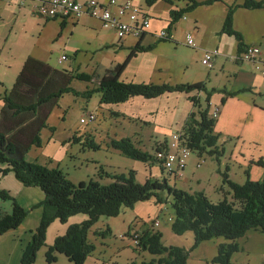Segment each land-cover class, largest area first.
Listing matches in <instances>:
<instances>
[{
  "label": "rangeland",
  "instance_id": "rangeland-1",
  "mask_svg": "<svg viewBox=\"0 0 264 264\" xmlns=\"http://www.w3.org/2000/svg\"><path fill=\"white\" fill-rule=\"evenodd\" d=\"M99 1L106 3L109 0ZM172 1L174 5L170 3ZM132 2L151 17V30L156 31V28H159L157 32L163 28H169L171 6L183 8L186 3L184 0H158L150 6L147 0H132ZM33 7V5H25L22 11L23 16L17 22L10 20L6 26H1L0 23V113L4 104L3 98L12 90L27 60L23 59L24 56H33L60 70L95 76L93 83L73 81L71 88L82 94L97 88L99 78L105 71L123 63L130 54L129 48L120 50V40L113 32L102 27L99 31H94L89 28V25L83 23L74 30L72 36L68 32L63 39L58 38L56 41L59 35V21L46 22L45 19L34 14ZM188 18L183 19L178 25L179 34L182 32L189 34L188 31L193 27V20ZM91 24L97 23L92 21ZM7 35L8 43L5 41ZM176 37L181 43L183 37ZM195 39L199 43L198 38L195 37ZM168 42L159 43L152 52L138 54L121 80L134 84L191 85L206 81L209 73L222 75L217 67L209 70L202 64L203 54L200 50L194 51L187 45L186 47L176 42ZM112 44L115 46H111ZM108 45L110 47H106ZM126 45L135 46V39L128 38ZM64 55L68 59L60 63ZM187 98V95L179 93L165 95L155 100L135 97L128 103L109 108L105 106V110H101L100 94H94L89 99L84 98L83 95L66 94L49 119V125L55 131L45 129L41 136V147H34L26 159L50 169L61 170L74 185L94 180L108 186L115 182L112 179L113 176H130L131 171H134L137 184L144 185L148 178L165 179L171 187L191 194L204 192L210 200L217 203L225 196L230 197L229 188L223 184L225 173L239 184L244 183L247 178L244 171L249 160L244 159L246 154L241 151L230 153L234 147L233 143L228 144L229 142L219 140L218 149L227 150V154L224 153L220 162L216 156L208 154L201 156L197 152H191L188 166L183 172V179L170 175L156 160L145 163L127 158L113 148L111 143L112 140L132 138L138 148L156 158L157 146L164 145L166 141L163 136L169 134L167 139H171L174 133H179L178 130H181L189 115L193 110L195 111L194 105ZM199 98L205 108V95ZM214 99L219 102L218 95ZM116 110L121 111L127 118L149 120L154 126L140 125L142 126L140 128L132 124L120 125L118 124L120 115L115 114ZM212 110L211 107V113ZM90 114L96 116V121L82 124L81 120L88 119ZM140 131L145 133V140L142 138L139 140L137 137ZM72 137H76L78 142L75 143ZM87 139L95 141L100 145V149L85 147L83 144ZM198 164L201 166L199 167ZM4 168L6 166L0 165V170ZM101 168L109 176L102 175ZM255 169L251 172L253 178L255 172H259ZM260 177L264 178V173ZM191 188L193 191H190ZM0 190L9 192L20 206L29 211L18 230L0 236V264H21L24 249L31 243L32 235L41 223L42 209L33 210V207L44 201L45 195L40 188L23 186L12 173L3 176L0 172ZM159 195L164 200L163 203L158 204L154 198L138 203L133 209H123L119 217H102L90 232L89 237L96 250L86 264H141L150 261L152 256L141 251L138 248L139 243L134 244L133 235L132 238L128 237L129 239L124 235L129 226L132 228V233L136 231L135 233L141 235L146 231L159 232L163 235L164 245L191 250L188 264H221L214 261L219 256L220 246L231 242L224 238H215L195 247V237L192 232L182 236L175 235L171 230L172 219L175 217L172 207L173 198L167 191ZM11 210L10 201L0 200V216L2 213L9 214ZM79 217L88 218L83 215ZM155 222H159L160 225L156 227ZM64 227L66 224L63 225L59 221L52 224L47 233L46 247L37 254L35 264H47L46 252L50 246H53L57 237L63 236L60 232ZM108 227L112 234H108L107 237L95 235V232H105ZM52 238L54 241L51 240ZM237 244L239 251L231 256L229 264L264 263V233L249 232L243 239L238 240ZM54 264L73 263L64 255L58 254Z\"/></svg>",
  "mask_w": 264,
  "mask_h": 264
},
{
  "label": "trees",
  "instance_id": "trees-1",
  "mask_svg": "<svg viewBox=\"0 0 264 264\" xmlns=\"http://www.w3.org/2000/svg\"><path fill=\"white\" fill-rule=\"evenodd\" d=\"M157 1L147 0L150 6ZM184 1L187 3L186 8L173 9L170 12L169 30H172L185 14L196 8L222 2V0ZM170 3L174 5L173 1ZM242 8L264 9V0H247ZM234 11L235 8L229 11L222 32L235 36L242 47V38L233 29ZM64 25L65 21L62 23V26ZM144 37L130 50L129 56L123 63L105 71L95 89L81 94L71 88L74 80L93 83L95 76L53 68L42 60L29 57L12 90L3 98L4 104L0 113V165L6 168L1 169L0 172L3 176L14 174L23 186L40 188L45 195V200L33 207V210L42 209L41 223L33 233L31 243L24 249L21 264L36 263L37 254L46 247L47 233L52 224L59 221L65 225L71 218L79 215L88 218L80 224L69 226L65 235L56 238L53 246H50L46 252V261L47 264H54L57 261L56 255L61 254L73 264H86L96 250L90 240V232L102 217H119L123 209H133L138 203L154 198L158 204L163 203L164 200L159 194L165 191L173 198L172 207L175 217L172 219L171 230L175 235L182 236L192 232L195 237V247L215 238H224L231 242L220 246L219 256L215 258V262L229 264L231 256L239 251L238 240L252 231L264 233V179L252 180L249 168L245 170L247 178L242 184L233 181L225 173L223 184L229 188L230 197L225 196L214 203L204 192L191 194L178 190L176 187H171L165 179L148 178L144 185L137 184L134 171H131L130 176H113L112 179L115 182L108 186L94 180L74 185L61 170L50 169L26 159L34 147H41V136L45 129L55 131L50 127L49 119L66 94L83 95L88 99L94 94H100L101 105L114 106L127 103L135 97L154 100L166 94L190 95L194 92L198 94L204 92L207 94L205 108L197 96L189 97L195 111L189 115L183 127L181 145L201 156L204 154L216 156L220 162L224 151L218 149L220 136L215 134L217 120L213 119L210 112V97L213 92L218 91L208 92L204 83L154 85L127 83L121 80L129 64L138 54L153 49V46L142 45ZM226 95L235 96L236 94L226 93ZM71 139L75 143L78 142L76 137ZM111 143L113 148L127 158L145 163L156 160L164 170L162 160L143 152L132 139L112 140ZM167 144L159 145L157 154L164 151ZM83 145L89 149H100V145L92 139H87ZM250 164L264 168V159L252 160ZM100 170L102 175L109 176L103 168ZM0 200L10 201L12 205L9 214L2 213L0 216V236H2L10 231L18 230L29 211L20 206L5 190H0ZM108 234H112L110 227L105 232H95V235L101 237H107ZM126 237H130V234ZM162 238L161 233L150 231L143 232L139 236L138 248L152 256L150 261L141 264H188L191 250L178 246H166Z\"/></svg>",
  "mask_w": 264,
  "mask_h": 264
},
{
  "label": "crops",
  "instance_id": "crops-1",
  "mask_svg": "<svg viewBox=\"0 0 264 264\" xmlns=\"http://www.w3.org/2000/svg\"><path fill=\"white\" fill-rule=\"evenodd\" d=\"M41 1L42 0H27L24 4L21 5L19 3H14L8 0H0L1 26L8 25L10 20L17 22L18 19H21V17L23 16L22 11L24 10V6L27 4L34 6L33 12L36 15L35 8L41 3ZM204 1L206 0H202L198 2H204ZM246 1L247 0H222V2L213 3L212 5L209 6L198 7L195 10L185 14L183 19H187L189 17L188 19L193 20L194 25L188 31V33L194 37L196 47L193 48L187 45L186 43L187 35L189 34H185L184 32L179 34L178 32L179 30L178 25L183 19L180 20L173 27L172 31L175 35V39L171 42H176V44H182L185 46L187 45L188 47H190L191 50L194 51L200 50L203 54V59L207 51L218 50L220 52L221 55L217 57L214 61L213 69H210L207 66L206 67L209 70H214L215 67H217L219 69L218 70L219 73H222V75L221 76H219L218 74L211 75V73H209V75L206 77L207 82L199 81L194 84L204 83L207 87L208 92H211L212 90L218 91V92H213L210 97L212 109L213 110L220 109L219 117L218 119H216L217 124L215 126V134L219 135L220 139H222L223 141L229 142L228 144L230 143L234 144L232 151H230L231 154L235 151L238 152L241 151L242 153L246 154L244 156V159L249 160L248 163L245 165L246 169L247 168L250 169L251 179L254 181H258L264 179L260 177L264 173V168L251 166L250 162L252 160L257 161L261 158L264 159V75L261 72L256 71L252 65L243 62H236L232 59V57L238 56L242 52V50H245L247 47L250 46H255L260 48L264 55V9L252 10V9L242 8V6L245 4ZM253 1H263V0H253ZM186 6L187 3H185L184 7L186 8ZM175 8L176 6H171L169 11L171 12ZM180 8L177 7L176 9L180 10ZM234 8L235 11L233 14V29L236 33H238L241 36L242 44H243L242 47H240V43L235 36L227 35L222 32L229 11ZM57 20L59 21L58 22L59 35L56 41L58 40V38L63 39L65 37V34L68 32L70 36H72L74 34V30L77 29L81 23H83L84 25L86 24L89 25V28L94 31H99L101 27L103 29L102 23L99 20L89 16H83L78 19H53V20H46V22L53 21L54 23H56ZM63 21H65L64 26H62ZM92 21L96 22L97 24L92 25L91 24ZM170 22H171V17H170ZM151 28H152V22H151ZM156 29L158 30L159 28ZM157 30L156 31L151 30V32L148 33V35H146L142 40V45L144 47L153 46V49L148 52L154 51L159 43H169V42H161L160 40L157 39V37L155 36L156 33H158ZM176 36L183 37L181 39L182 41L181 43L177 41ZM195 37L198 38L199 43L196 41ZM5 38H6L5 41L8 43L9 36L7 35ZM126 40L127 39L119 41L120 50H123L124 48H129L131 50L140 41L135 39V46L128 47L126 45ZM111 46H115V45L112 44ZM106 47H110V46L108 45ZM78 53L79 52H77V54ZM29 57H33V56L30 55L24 56L23 59H28ZM62 57L67 58L66 55ZM220 57H222L223 59H218ZM203 59H202V64H203ZM163 84H168V83H163ZM163 84H154V85H163ZM222 91H224V93ZM225 92L236 95L227 96ZM203 94L205 95L204 99L206 100L207 94L204 92L199 94L197 92H194L190 95L187 94L185 95H187L188 97L187 99L191 103L189 97L197 96L198 99H200L199 96L201 97ZM216 95L219 96V102L214 99ZM101 107H102L101 110H103L105 106L102 105ZM106 107L109 108L111 106H106ZM115 114L120 115V118L118 119V124L120 125L132 124L134 126L138 125L140 128L143 125L146 126L148 124L154 126V124H152L153 122H150L149 120H142L134 117L127 118L126 115L119 110L118 111L116 110ZM183 127L184 125L182 126L181 130H178L179 133L178 132L174 133L173 136L182 134V132L180 133V131L183 130ZM95 130H97V128ZM156 134L159 135V133L157 132ZM152 136L156 137V135H152ZM168 136L169 134L163 136V138L166 139L165 143L171 141V139H167ZM137 137L139 138V140L141 138L144 139L145 133L140 131L139 133H137ZM226 151L227 150L224 149L223 153L227 154ZM254 168H256L255 170L259 172H255V176L253 178L251 172L253 171ZM190 191H193L192 188L190 189ZM79 216L73 217L70 219V221H68L66 227H64V229L61 230L62 231L60 232L61 235H64L66 233L68 227L70 226L69 224H80L85 220H87L86 218L84 219ZM135 232L136 231L132 233V228L131 226H129L128 230L125 232L124 235L130 234V236H132L136 234ZM53 239L54 238H52L51 240L54 241ZM56 257L58 259V254L56 255Z\"/></svg>",
  "mask_w": 264,
  "mask_h": 264
},
{
  "label": "built area",
  "instance_id": "built-area-1",
  "mask_svg": "<svg viewBox=\"0 0 264 264\" xmlns=\"http://www.w3.org/2000/svg\"><path fill=\"white\" fill-rule=\"evenodd\" d=\"M14 3L24 4L27 0H8ZM37 16L46 19H78L89 16L99 20L104 29L113 31L119 40L134 38L137 40L151 32V17L137 7L132 0H109L101 3L99 0H42L35 8ZM158 40L173 41L175 35L172 30L164 29L155 35ZM187 45L195 48V40L192 35H187ZM221 54L218 50L207 51L203 64L213 69L214 61ZM236 62L250 64L258 72L264 75V55L260 48L255 46L247 47L236 57H232ZM62 57L60 63L66 61ZM220 109L212 112L213 119H218ZM96 116L90 114L88 119H82V124L96 121ZM182 134L174 135L168 142L167 148L157 154V158L163 161L164 170L178 179L184 177L183 172L188 166L191 155L190 149L182 146ZM200 167L201 164H198ZM156 227L160 225L155 222ZM138 234H134V244L139 242Z\"/></svg>",
  "mask_w": 264,
  "mask_h": 264
},
{
  "label": "clouds",
  "instance_id": "clouds-1",
  "mask_svg": "<svg viewBox=\"0 0 264 264\" xmlns=\"http://www.w3.org/2000/svg\"><path fill=\"white\" fill-rule=\"evenodd\" d=\"M137 234V233H136ZM134 236V235H133ZM131 237V236H130ZM132 238V237H131Z\"/></svg>",
  "mask_w": 264,
  "mask_h": 264
}]
</instances>
